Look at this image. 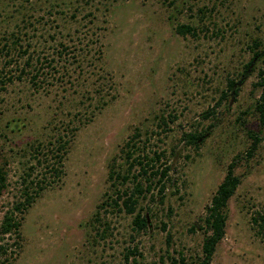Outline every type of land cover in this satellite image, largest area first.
<instances>
[{"label":"rangeland","instance_id":"374dc122","mask_svg":"<svg viewBox=\"0 0 264 264\" xmlns=\"http://www.w3.org/2000/svg\"><path fill=\"white\" fill-rule=\"evenodd\" d=\"M178 22L198 35L175 33ZM253 39L264 42V0H0V218L22 199L29 165V179L51 181L22 213L8 264H169L180 254L190 264L203 237L196 225L228 163L243 158L245 131H264L253 111L258 59L241 75ZM227 79L238 91L220 100ZM189 131L203 136L188 144ZM130 141L134 157L166 168L139 199L142 231L132 215L98 208ZM233 170L240 182L211 264H264L251 222L264 212V136ZM97 210L109 223L104 239Z\"/></svg>","mask_w":264,"mask_h":264},{"label":"trees","instance_id":"16d2710c","mask_svg":"<svg viewBox=\"0 0 264 264\" xmlns=\"http://www.w3.org/2000/svg\"><path fill=\"white\" fill-rule=\"evenodd\" d=\"M200 28L190 23L178 22L174 26L175 33L185 36L189 35L191 37H196L198 35ZM7 47V45H6ZM250 57L248 62L243 64L242 73L249 71V67L254 60L258 59V67L256 69L255 80L252 82V86L259 90L258 97L253 103V111L257 118L260 128L264 130V42H261L259 39H253L250 46ZM7 52V51H5ZM21 70V69H20ZM254 67L250 69L253 71ZM6 81H11V77H2ZM4 82H2L3 84ZM237 82L234 79L226 80V91L221 93L219 99H225L227 96L235 97L238 91V88H235ZM209 114V111H206L203 116ZM162 118V117H161ZM160 123L165 124V121L161 119ZM245 135L249 140V144L244 151L243 158L237 155L230 163H228L224 175L221 178L220 182L217 184L213 194L210 197L209 202L204 207V214L200 218V224L196 225L199 229L203 231V237L199 245V251L197 255L191 260L190 264H211V259L215 251L216 245L222 238L224 234V227L226 221V205L230 196L233 194L235 188L240 182V177L234 172V167L236 166V160H247L253 154V151L256 149L257 144L264 136V131L262 134L260 132H255L252 130H246ZM185 138V142L188 144H196L198 140L203 136L200 131H192L182 134ZM57 139H61L58 137ZM126 142L125 147H128V150L123 151L124 163L126 166L124 169L119 170V167L115 168L112 165L109 168L108 178L111 179V186L113 189L104 194V199L100 202L98 208L106 213L114 212H123L125 214L132 215L131 223L135 231L145 230L147 225V217L142 213L141 209L138 208L139 199L143 198L147 192L150 191L151 178L158 175L156 182L165 175V169H158L157 167L153 169V159L147 158L146 154L133 156L134 150L138 147L134 142ZM60 143V142H58ZM60 146V145H59ZM58 148V146L56 147ZM60 148V147H59ZM37 150V149H34ZM154 159H159V154L155 151L152 152ZM38 154L35 153V155ZM55 156V155H54ZM55 162L47 166V163L44 165V169L49 172L50 178L57 177L56 163H60V155L53 157ZM46 161V159H42ZM39 157H35V162L41 164ZM136 166L137 168H135ZM34 168V165H29L27 172L24 176L21 177V189L19 191L21 200L16 201L10 208L6 209L0 218V264H8L9 258H12V252L18 246L19 239V226L20 219L24 210L30 206L34 198L39 194V192L44 188L47 182V177L42 178H33L29 179L30 170ZM129 184V185H128ZM6 185V172L0 165V194ZM161 192V188L159 189ZM103 214V213H101ZM93 227L96 224L95 233L99 239H104L109 231V223L106 221L104 216L100 215L97 210L94 214L92 220ZM251 222L254 226L256 234L260 238H264V212H256L251 217ZM5 237L12 238V243L7 244L3 240ZM168 241V236L167 239ZM12 246V247H11ZM135 248L127 249L124 258L127 259L128 255L135 254ZM184 258L180 256L175 258H170L169 264H183Z\"/></svg>","mask_w":264,"mask_h":264}]
</instances>
